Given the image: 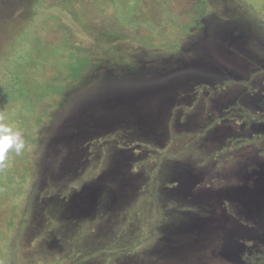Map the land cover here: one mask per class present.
<instances>
[{
  "label": "rangeland",
  "instance_id": "1",
  "mask_svg": "<svg viewBox=\"0 0 264 264\" xmlns=\"http://www.w3.org/2000/svg\"><path fill=\"white\" fill-rule=\"evenodd\" d=\"M60 2L0 0V112L26 140L0 169V264H242L264 0Z\"/></svg>",
  "mask_w": 264,
  "mask_h": 264
},
{
  "label": "flooded vegetation",
  "instance_id": "2",
  "mask_svg": "<svg viewBox=\"0 0 264 264\" xmlns=\"http://www.w3.org/2000/svg\"><path fill=\"white\" fill-rule=\"evenodd\" d=\"M254 175L253 178L245 180L244 184H249L248 186L234 190L230 194V196L232 195L241 204L238 206L239 209L241 208L243 211L246 209L248 219L256 227L254 230L249 228L243 229L244 231L241 233L233 231L234 240H230L229 245L226 246L225 252L228 256L242 264H264V163H260ZM205 192L210 191L207 190ZM222 192L227 191L223 190ZM193 193L189 192L190 195H193L192 198H196V194ZM220 197L222 201L223 198L222 196ZM242 235L260 244L262 243V247L259 248L253 245L252 242L247 243L236 239Z\"/></svg>",
  "mask_w": 264,
  "mask_h": 264
},
{
  "label": "clouds",
  "instance_id": "3",
  "mask_svg": "<svg viewBox=\"0 0 264 264\" xmlns=\"http://www.w3.org/2000/svg\"><path fill=\"white\" fill-rule=\"evenodd\" d=\"M26 148L23 131L14 123L8 121L7 114L0 112V169L8 166L10 153L16 156Z\"/></svg>",
  "mask_w": 264,
  "mask_h": 264
},
{
  "label": "trees",
  "instance_id": "4",
  "mask_svg": "<svg viewBox=\"0 0 264 264\" xmlns=\"http://www.w3.org/2000/svg\"><path fill=\"white\" fill-rule=\"evenodd\" d=\"M48 1H49V3H48L49 5H60L61 4L60 0H48ZM176 1L178 3H182V5H183L182 8H179L178 12H180V11L183 12V11H187V10L192 9V7L195 5L196 1L198 2L199 0H187V1H183V2H181L182 0H176ZM64 2H65L64 5H68V1L67 2L64 1ZM93 27H95V26H93ZM103 30L106 31L105 28H103ZM45 38H46V41L48 42V44L49 43L53 44V41H55V39H57V36L56 35H50V36L47 35ZM71 49H74L73 54H77V56L71 55V54L66 52L65 55H64V58L65 57H69V59H71V62H73L74 60H77L78 61L77 63H82L81 59L79 58L80 57V53L79 52L83 51L84 49L78 50L76 47H73ZM45 51L47 52V49ZM46 52L45 53L42 52V54L44 55V54H46ZM83 68L81 67V69H80L81 71L78 74L74 73L73 76L69 77L70 80H71L75 76V78L73 79L75 84L76 83H83L82 82V81H84L83 80L84 79V76H83V70L84 69ZM67 82L70 83V82H73V81H68L67 80ZM10 85H11V83H10V81H8L6 87H9ZM248 115H249L250 118L253 117V118H256L257 120H263V117L261 115L253 114V113L251 114L250 112H249ZM2 215H3V206H1V204H0V219H1Z\"/></svg>",
  "mask_w": 264,
  "mask_h": 264
}]
</instances>
